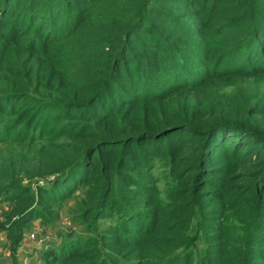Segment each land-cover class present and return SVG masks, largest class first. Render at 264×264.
I'll list each match as a JSON object with an SVG mask.
<instances>
[{
	"label": "trees",
	"instance_id": "1",
	"mask_svg": "<svg viewBox=\"0 0 264 264\" xmlns=\"http://www.w3.org/2000/svg\"><path fill=\"white\" fill-rule=\"evenodd\" d=\"M79 189L43 264H264V0H0L15 257Z\"/></svg>",
	"mask_w": 264,
	"mask_h": 264
},
{
	"label": "rangeland",
	"instance_id": "2",
	"mask_svg": "<svg viewBox=\"0 0 264 264\" xmlns=\"http://www.w3.org/2000/svg\"><path fill=\"white\" fill-rule=\"evenodd\" d=\"M40 184L45 181L41 180ZM83 190H77L70 198L66 199L60 204L52 207V218L47 224H42L35 221L29 231L24 233L25 238L37 230L36 239H32L25 244L20 245L16 257L13 255V241L12 244L6 240V233L0 230V264H43V255L50 248H58L63 242L77 237V235L88 232L87 225L81 217L79 207L83 198ZM7 203L0 201V220H3L2 209ZM85 206V205H83ZM110 223L108 219H100V224L104 227ZM1 229V228H0ZM195 231H193L194 233ZM12 245V246H11ZM198 252L196 260L200 257L199 250L203 246L199 241L196 242Z\"/></svg>",
	"mask_w": 264,
	"mask_h": 264
},
{
	"label": "built area",
	"instance_id": "3",
	"mask_svg": "<svg viewBox=\"0 0 264 264\" xmlns=\"http://www.w3.org/2000/svg\"><path fill=\"white\" fill-rule=\"evenodd\" d=\"M37 233H38L37 230L36 231L34 230L33 232H30V234L27 236V238H25V241L22 243V246H25V244H27V242L32 240V239L35 240L37 238L36 237Z\"/></svg>",
	"mask_w": 264,
	"mask_h": 264
}]
</instances>
